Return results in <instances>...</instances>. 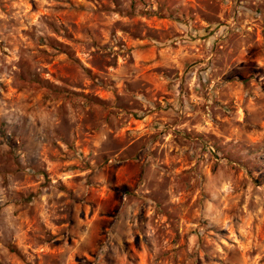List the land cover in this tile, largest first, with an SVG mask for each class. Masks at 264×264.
Returning <instances> with one entry per match:
<instances>
[{
    "label": "rangeland",
    "instance_id": "rangeland-1",
    "mask_svg": "<svg viewBox=\"0 0 264 264\" xmlns=\"http://www.w3.org/2000/svg\"><path fill=\"white\" fill-rule=\"evenodd\" d=\"M0 264H264V0H0Z\"/></svg>",
    "mask_w": 264,
    "mask_h": 264
}]
</instances>
